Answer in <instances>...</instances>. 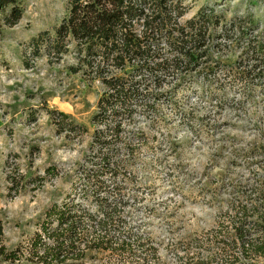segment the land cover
<instances>
[{"label":"rangeland","instance_id":"374dc122","mask_svg":"<svg viewBox=\"0 0 264 264\" xmlns=\"http://www.w3.org/2000/svg\"><path fill=\"white\" fill-rule=\"evenodd\" d=\"M71 1L23 0L22 20L0 35V246L10 251L28 245L45 213L80 191V167L90 156L91 120L104 89L71 72L78 63L73 48L60 61L33 46L44 33L54 37ZM184 2V21L217 5L228 21L253 16L264 33V0ZM235 52L232 61L240 54ZM220 77L223 89L215 83L206 89L197 78L172 101L162 100L157 115L137 119L145 144L136 145L131 182L117 183L131 204L129 228L156 254L152 264H177L183 244L213 229L231 200L242 196L241 187L264 175L260 159L242 157L264 146V83L247 98L243 85ZM58 113L69 115L76 132L60 123ZM143 255L105 253L89 264H141Z\"/></svg>","mask_w":264,"mask_h":264},{"label":"trees","instance_id":"16d2710c","mask_svg":"<svg viewBox=\"0 0 264 264\" xmlns=\"http://www.w3.org/2000/svg\"><path fill=\"white\" fill-rule=\"evenodd\" d=\"M216 6L184 21V0H72L54 37L44 33L33 40L36 52L46 48L48 57L60 61L73 48L78 63L71 72L104 91L91 120L95 131L80 167V191L45 213L28 245L12 251L1 245L0 264H89L105 253L133 259L138 251L141 264L153 263V249L129 228L131 204L117 183L131 182L136 145L145 144L138 117L157 115L162 100L172 101L197 78L206 89L213 83L223 89L224 74L244 86L247 98L264 83L262 22L251 15L228 21ZM24 12L23 0H0V35L17 26ZM237 50L238 58L230 60ZM58 116L76 132L69 115ZM245 151L243 159L264 163L263 145ZM254 177L213 229L183 244L177 264L264 262V175Z\"/></svg>","mask_w":264,"mask_h":264}]
</instances>
